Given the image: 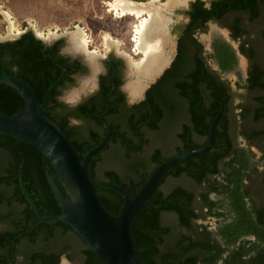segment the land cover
Returning <instances> with one entry per match:
<instances>
[{
    "label": "trees",
    "instance_id": "obj_1",
    "mask_svg": "<svg viewBox=\"0 0 264 264\" xmlns=\"http://www.w3.org/2000/svg\"><path fill=\"white\" fill-rule=\"evenodd\" d=\"M209 2L208 5L202 0H194L191 3L188 13L193 19L194 27H202L207 20L218 19L227 11L244 10L248 12L251 22H254L260 12L261 16H264V0ZM232 28V39L239 41L240 53L250 62L244 86L252 92V103H238L237 108H242L238 115L246 117L251 111L253 120H264V92H261L264 89V69L255 58L256 51L252 44L244 39L246 29L238 25L237 19L234 20ZM261 29L260 35L264 39V26ZM62 44L63 39L60 38L45 46L30 30L13 40L1 41L0 73L29 83L41 102L47 89L60 76L62 69L66 70L49 92L43 112L70 140L82 161L85 153L96 145L105 133L98 115L105 109V99L110 93L111 82L108 81L118 84L121 80L116 73L112 78L104 77L106 81L102 79V90L95 97L92 96L66 111L67 106L56 97L61 88L72 83L73 78L69 74L78 71L80 67L76 60L70 61L69 57L59 54ZM199 45L195 43L197 50ZM211 50L210 56L221 71L233 72L242 80L238 69L237 51L229 41L215 37L211 41ZM195 61L196 78L190 74L195 82H192V79H174L177 70L171 69L172 74L167 81L171 80L173 83L171 88L166 85L164 88L170 92L178 89L182 94L191 97L190 90L195 87L198 99V81L205 78L204 74L208 79L212 78L207 84L211 95L207 109L212 112L209 121L205 123L199 118L202 115L198 111L195 117L203 122L198 130L208 139L214 112L223 104L222 116L215 127L214 145L204 154L172 165L162 179L160 187L149 198L159 200L149 202L136 212L131 231L139 260L141 264H264V203L253 199L246 188L248 175L258 173V160L253 158L247 147L233 144L227 134V117L230 116L229 110L232 111L230 86L220 79L219 74L212 75L206 71L200 56L197 55ZM169 72L170 69L163 78ZM160 82L150 87L143 102L147 116L129 117L130 127L146 121L151 129L156 130L158 120L163 115V108L175 110L171 96L168 99L161 93ZM51 102L57 108L54 112L46 105ZM109 102L113 104V99L110 98ZM23 105L24 99L20 94L13 87L0 82V111L13 114ZM73 116L83 122L70 125L69 118ZM108 126L119 128L120 125L109 123ZM258 133L261 134L260 131ZM244 134L250 145V136ZM148 142L147 139V144ZM110 143H116L113 156L117 158L113 157L112 160L121 164L122 173L109 168L101 170L98 174L100 178H96L95 164L101 159L102 152L109 149ZM184 144L182 150L175 148L176 152L167 154H164L160 147L150 149L149 159L141 163L139 159L129 156L131 152L128 153L130 149L127 144L113 134L106 145L91 156L88 168L95 181L116 184L129 195H134L152 169L161 161L201 146L187 142ZM48 173L66 195L55 169L44 153L26 141L0 132V264H11L16 255L22 256L20 264H58L60 257L66 252L68 260H72L78 252L81 264H104L85 240L64 221L39 222L34 228L26 231L37 221V216L22 190L28 193L41 215L61 213L47 180ZM182 176L191 179L196 185L203 186V189L196 194L194 189L175 184L167 192L161 190V185L168 177L176 179ZM95 188L102 204L111 213L117 214L123 205V196L104 183L96 184ZM211 193L222 194L224 200L219 202L212 199ZM164 214L173 215L175 223H163ZM208 215L223 217V220L218 222L215 229H210L207 224L201 222Z\"/></svg>",
    "mask_w": 264,
    "mask_h": 264
},
{
    "label": "water",
    "instance_id": "obj_2",
    "mask_svg": "<svg viewBox=\"0 0 264 264\" xmlns=\"http://www.w3.org/2000/svg\"><path fill=\"white\" fill-rule=\"evenodd\" d=\"M30 31L38 39H41L32 29ZM42 42L45 45L51 44L46 40H42ZM69 44L70 39L68 38L65 47L62 48L63 53L72 56L83 54L70 51L68 49ZM86 62L89 63L91 68L90 73L79 78L73 88L65 90L61 99L77 102L86 95L90 83L94 82L97 77V65L100 64V61L97 62L96 66H92L88 60ZM164 63H166L165 59ZM163 65L151 74L146 75L145 72H138L136 68L134 69V66L131 67L128 64L125 78L133 77L123 84L128 97L131 99L142 96L145 89L156 80ZM64 70L62 69V74ZM62 74L50 85L42 101L39 102L29 83L14 76L0 73V82L13 87L24 99V105L17 112L7 114L0 111V132L26 141L44 153L55 169L66 192L65 195L52 175L48 173L47 180L61 208V213L45 216L39 213L28 193L22 190L31 209L37 216V221L26 231L34 228L39 222L64 221L85 240L90 249L104 264H141L131 231L136 212L149 202L159 200H149V198L160 187L162 179L172 165L178 161L204 154L214 145L215 127L220 118L221 110L215 112V118L209 127L208 140L203 146L164 159L152 169L138 191L134 195H129L125 189L116 184L95 181L88 168L91 156L106 145L112 133L118 134L127 143L121 133L111 130L107 126L102 117L106 111L99 117L100 123L105 129V134L96 145L85 153L82 161L79 159L70 140L44 115L45 100L51 89L59 82ZM132 83L139 84V91L134 95L128 89ZM72 95L74 97L70 98ZM98 183L109 185L123 196V205L117 214L111 213L100 201L95 188Z\"/></svg>",
    "mask_w": 264,
    "mask_h": 264
},
{
    "label": "rangeland",
    "instance_id": "obj_3",
    "mask_svg": "<svg viewBox=\"0 0 264 264\" xmlns=\"http://www.w3.org/2000/svg\"><path fill=\"white\" fill-rule=\"evenodd\" d=\"M150 1L144 0L142 2L147 3ZM191 1L194 0L155 1L156 5L160 6V19L163 23L156 31L158 46H160L159 51L162 57L165 60L167 59L163 65L164 67L162 66L161 72L168 66L174 54V34L172 32V26L174 22L182 18L184 15L182 13L183 8ZM202 1L209 3L211 0ZM95 13H103L104 17L98 19L94 16ZM145 16L147 17L146 13L139 18L129 14L123 16L117 14V16H114L105 11V6L101 0H0V42L13 40L19 37L22 32L30 29L34 31V25L36 29L44 32L45 37L39 36L42 40L52 43L62 38V49L65 47L68 38L71 43L72 34L80 29L84 34V39L86 41L90 39L89 44L87 43V49L94 53L98 61H100L103 54L113 52L124 56L128 60L126 65L129 64L131 67L134 66V69H137L135 66L139 63L140 58L143 57V53L135 47L134 30L140 24V20ZM260 19L254 22H248L246 20V34L244 39L246 38L252 44L256 51L255 58L264 69V39L260 35V28L264 26V16L262 15ZM10 21H13V28L9 26ZM50 31L54 32V34L47 37V33ZM215 37L226 39L237 51L238 69L241 73L242 80H239L233 72L221 71L211 56L208 55L207 58L211 67L216 69L221 79L228 83L233 92L234 98L231 101L233 104L231 103L232 111L230 117H234L233 124L238 128L240 121L236 105L238 103H252L250 99L252 92L244 86V79L249 69V61L240 53L239 41L233 40L227 30L220 28L218 24L213 22L208 23L205 32L198 35L199 40L203 43L208 54L211 53L210 43ZM108 40L113 41L111 47L108 44ZM127 68L126 66L125 69L127 70ZM132 78H125L124 82ZM133 84L135 83L130 84L129 87ZM261 92H264V89ZM252 127L259 129L261 132V135H259L261 138L253 139L254 146L251 148L254 152L253 158L258 160V173L253 175L255 178L264 169V160L262 158L264 157V120H258L255 124H252ZM169 134L163 133L161 130L147 131L146 137L149 142L146 150H150L153 147H160L164 154L172 153L175 143L165 137L169 136L171 138ZM237 141L241 146L247 147L248 145L243 138L238 137ZM258 149H260L259 152L257 151ZM261 152L262 154H260ZM102 165L104 167H114L121 170L120 163L112 159L105 160ZM175 184H182L196 191L203 189V186L196 185L193 181L182 176L176 179L168 177L161 185V190L167 192ZM210 197L219 202L224 200L222 194L211 193ZM251 197L259 203H264L263 193L252 192ZM221 220H223V217L217 218L208 215L201 222L207 224L210 229H215ZM174 221L173 215L164 214L163 223L172 225L175 223ZM77 253L75 254L78 255ZM77 257L79 259V256H75L72 260H68L65 255H62L59 264H74Z\"/></svg>",
    "mask_w": 264,
    "mask_h": 264
},
{
    "label": "flooded vegetation",
    "instance_id": "obj_4",
    "mask_svg": "<svg viewBox=\"0 0 264 264\" xmlns=\"http://www.w3.org/2000/svg\"><path fill=\"white\" fill-rule=\"evenodd\" d=\"M193 1L189 2L187 6L183 8L182 13L184 14L182 18H179L176 22H174L172 26V32L174 34V54L168 64L163 71L157 76L156 80L152 82L144 91L142 96H136L133 98H129L127 95V92L123 88L124 84V79H125V71H126V63L128 60L122 55L109 52L106 54H103L101 59H100V64L97 65V77L94 82L90 83L89 89L86 91V95L83 96L79 101L77 102H71V100L68 99V101H65L61 99V96H63V92L65 90L73 88L76 84L79 78L85 77L88 75L91 71V68L89 66V63L86 62L87 59V54L83 53L82 51H79L83 54H78L77 56H72L67 53H63L62 49L60 48L59 54H61L64 57H69L70 61L76 60V62L79 64V70L78 71H72L69 75L73 78L72 83H69V86L61 88L59 95H57L56 99L59 102H63L67 107L66 111L73 109L77 105L89 100L90 98L95 97L97 93H99L102 90L103 87V81L102 79L105 80V78L109 77L112 78L114 74H118L121 82L116 84L113 81H108L110 83V93L107 94L106 99H105V109L98 115V119L100 115L103 114V119L106 117V124L110 123L112 125L119 124V128H110L107 124V126L114 131H117L121 133V135L126 139L127 143L122 139L121 136H119L116 133H112L110 136L113 134L116 135L120 140H122L125 144H127L128 148L130 149L128 153L131 152L130 157L139 159V162L143 163V160L146 161L148 156L151 154V150H146L147 148V137H146V132L147 131H158L161 130L163 133L169 134L167 139L170 141H174V150L173 152H176L178 148L182 150L184 148V143L187 142V144H198L203 146L207 142L206 140L207 137L204 133H202L198 128L200 127L203 122L198 121V117H195V113L198 111L206 123L209 121V117L212 114L210 110L207 109V106L209 105L211 95H210V90L207 88L208 84V77L206 74L203 76L205 78L200 79L199 82V97L197 99V94L195 93V87L194 89L192 88L191 91V97H188L187 95L182 94L178 89L173 90V91H167V87L171 88L172 81H167L170 79L172 70L176 71L177 74L175 73L174 79H184L185 81H191L195 82L194 78L190 77V74H193V76L196 78V61L195 58L196 56H200L201 59L204 61V67L206 71H208L210 74H219L216 69L211 67L207 56H210V53L208 54L206 52V49L203 45V43L199 40L198 35L201 33L205 32V28H207L208 23L213 22L219 25L220 28L227 30L230 34L233 31L232 25H234V20L237 19L238 25L244 29H246V23L245 22H251L249 19V14L248 12L244 10H236V11H227L222 14V16L218 19H210L207 20L202 27H194V22L193 19L191 18L190 14L188 11L191 9V3ZM210 3V2H209ZM209 3H206L205 5H208ZM261 8V7H260ZM259 8V10H260ZM261 18V12L260 14L255 18L254 21L260 20ZM247 20V21H246ZM260 28V32H261ZM234 40V39H233ZM55 42V41H54ZM52 42L51 44H53ZM199 43V50H197L195 47V43ZM49 44V45H51ZM45 45V44H44ZM48 46V45H45ZM211 46V43H210ZM62 47V46H61ZM212 51V50H211ZM212 58V57H211ZM247 58V57H246ZM248 59V58H247ZM249 61V60H248ZM90 62V61H89ZM76 63V64H77ZM97 63V62H96ZM91 64V63H90ZM92 65V64H91ZM250 65V62H249ZM93 66V65H92ZM164 67V66H163ZM64 69V68H63ZM170 69L169 74L163 78L164 74L166 73L167 70ZM172 69V70H171ZM66 70H64L63 74L65 73ZM248 73V72H247ZM62 74V71H61ZM60 74V75H61ZM62 74V76H63ZM61 76V77H62ZM105 77V78H104ZM61 79V78H60ZM221 79V77H220ZM223 80V79H221ZM106 81V80H105ZM161 81V82H160ZM165 83L163 84V82ZM160 82L161 86V93L165 94L166 98L172 99L171 103H174V108L175 110L171 109H165L166 107L163 108V115L162 117L159 118L158 120V126L157 129H151L146 121H143L141 123H136L133 127H130L128 125V119L129 117H143L147 116V110L143 109L144 104L143 102L147 98V92L150 89L152 85L155 83ZM130 87H128L129 89ZM230 88V87H229ZM115 91L114 93L111 94V92ZM130 91V89H129ZM139 91V89H136L135 92L131 93L132 95L136 94ZM230 93L232 95L231 101L233 100V92L230 89ZM44 97V96H43ZM71 98V96H70ZM113 99V104L109 102V99ZM47 99V98H46ZM116 99H119V101H116ZM232 103V102H231ZM233 104V103H232ZM231 104V106H232ZM48 109L51 110V112H54L57 108L54 107V103L51 102L49 104H46ZM173 105V104H172ZM238 105V104H237ZM236 105V107H237ZM45 107V105H44ZM222 108L223 104L221 105V115L222 116ZM216 110V111H219ZM215 111V112H216ZM242 108L238 107V112H241ZM215 112H214V118H215ZM231 111L229 110V115ZM70 117L69 118V124L70 125H79L83 122L82 119L79 118H74ZM220 118L217 123H219ZM233 118L234 117H227L228 122L226 124V129H227V134L231 138L232 143L238 144L237 138H243L245 139L246 143L248 144V139L245 137V134L250 136V141L251 144L247 145L249 148V151L254 155V152L252 151V146H254L253 139H260L259 137V129L253 128L252 124H255L258 120H253L251 111H249V114L246 117H240L239 115V121H240V126L236 128L233 124ZM236 118V117H235ZM100 121V120H99ZM202 121V120H201ZM213 121V120H212ZM211 121V122H212ZM101 124V123H100ZM211 124V123H210ZM217 125V124H216ZM103 127V126H102ZM210 127V126H209ZM104 129V128H103ZM237 129V130H235ZM105 131V129H104ZM185 131V133H184ZM105 134V133H104ZM261 135V134H260ZM104 136V135H103ZM173 136V137H172ZM209 137V135H208ZM173 138V139H172ZM110 139V137H109ZM109 141V140H108ZM215 141V139H214ZM167 143V142H166ZM204 143V144H203ZM116 143H110V147L107 151L102 152L101 154V159H99L94 167V177L100 178L98 176V173L101 170H106L109 168H113L119 173H122V171L118 170L117 168L114 167H104L102 163L107 160V159H112L117 158L113 155H115L113 148ZM203 144V145H202ZM239 145V144H238ZM155 148V147H153ZM151 148V149H153ZM177 148V149H175ZM258 152L260 149L257 150ZM262 154V152L260 153ZM146 156V157H145ZM263 156V155H262ZM143 158V159H142ZM264 160V157H262ZM149 159V158H148ZM142 160V161H140ZM256 160V159H255ZM150 166V165H149ZM120 167L121 164H120ZM255 174H250L247 177V180L250 181L248 184V181L246 180V188L248 190L249 195L251 196V193H263L264 194V184H263V178H264V169L261 171V173L256 176L255 178L253 177ZM102 178V177H101ZM191 180V179H190ZM99 182V181H98ZM188 188V187H187ZM192 189V188H190ZM200 191V190H199ZM196 191V194L199 192ZM211 216V215H209ZM67 253V252H66ZM66 253L63 255L66 256ZM75 256H78L74 254ZM22 261V256L16 255L14 257V260L11 264H20ZM60 262V259H59ZM59 264V263H58ZM74 264H81L80 258L75 259Z\"/></svg>",
    "mask_w": 264,
    "mask_h": 264
},
{
    "label": "bare ground",
    "instance_id": "obj_5",
    "mask_svg": "<svg viewBox=\"0 0 264 264\" xmlns=\"http://www.w3.org/2000/svg\"><path fill=\"white\" fill-rule=\"evenodd\" d=\"M155 1L157 0H151L147 3H137L131 0H114L110 3L111 8L120 16L129 14L139 18L142 17L143 14H147V17L140 18V24L137 25L134 30L135 47L143 53V57L140 58L139 63L135 67H137L138 72H145L146 75L151 74L164 64V57H162L159 51L160 46H158V37L156 35V31L163 23L160 19V6L156 5ZM9 26L10 28H13V21H10ZM33 28L38 36H44V32L36 29L34 25ZM53 34L54 32L50 31L47 33V37L52 36ZM83 35L84 34L80 29L75 31L72 34L71 43L69 44L68 49L74 52L82 51L83 53H86L87 59H89L90 63L93 66H96L97 58L93 52L87 49V41L84 39ZM112 42L113 41L108 40L110 47L113 44ZM129 89L131 93H134L136 89H139V84L135 83L130 86ZM72 97L74 96L72 95L71 98Z\"/></svg>",
    "mask_w": 264,
    "mask_h": 264
},
{
    "label": "built area",
    "instance_id": "obj_6",
    "mask_svg": "<svg viewBox=\"0 0 264 264\" xmlns=\"http://www.w3.org/2000/svg\"><path fill=\"white\" fill-rule=\"evenodd\" d=\"M112 1L113 0H107V1L101 0L102 4L105 6V11L107 13H110V14L114 15V16H117L118 13L115 12L114 9H112L111 6H110V3ZM125 1H127V0H125ZM131 1H135V2H138L139 3V2L144 1V0H131ZM94 16L96 18H98V19H102L104 17V14L103 13H101V14L100 13H95ZM89 42H90V39H87V43L88 44H89Z\"/></svg>",
    "mask_w": 264,
    "mask_h": 264
},
{
    "label": "clouds",
    "instance_id": "obj_7",
    "mask_svg": "<svg viewBox=\"0 0 264 264\" xmlns=\"http://www.w3.org/2000/svg\"><path fill=\"white\" fill-rule=\"evenodd\" d=\"M135 2V1H134ZM142 2V1H141ZM140 3V2H139Z\"/></svg>",
    "mask_w": 264,
    "mask_h": 264
}]
</instances>
